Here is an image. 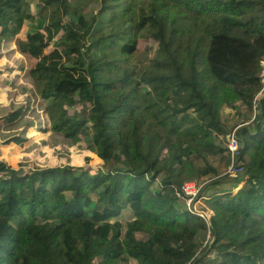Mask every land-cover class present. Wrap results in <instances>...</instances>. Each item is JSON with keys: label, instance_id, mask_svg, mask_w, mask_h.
<instances>
[{"label": "trees", "instance_id": "trees-1", "mask_svg": "<svg viewBox=\"0 0 264 264\" xmlns=\"http://www.w3.org/2000/svg\"><path fill=\"white\" fill-rule=\"evenodd\" d=\"M24 25L18 48L49 131L87 144L102 168L0 163V264H264V0H0V48ZM140 40L158 48L144 68L130 61ZM28 114L0 118V145L23 146ZM234 129L244 183L233 197L199 190L209 226L177 194L221 184L213 163L231 162L220 137Z\"/></svg>", "mask_w": 264, "mask_h": 264}, {"label": "rangeland", "instance_id": "rangeland-1", "mask_svg": "<svg viewBox=\"0 0 264 264\" xmlns=\"http://www.w3.org/2000/svg\"><path fill=\"white\" fill-rule=\"evenodd\" d=\"M99 8V3L94 2L89 6L88 16L94 15ZM32 11V9H31ZM108 15H102L98 18L95 30L103 29L104 26H107ZM27 28L26 25H24ZM24 31L20 36L22 38H15L11 41L5 42L0 48V89L1 87L10 88V90L16 93L20 92L21 97L19 96V103H14L10 107L5 108V104L0 102V116L7 114L9 112L15 111L22 106H27L29 109L28 120L30 121L29 127L22 130L23 133H19V136L22 139H26L23 146H13V145H0V163H4L15 171H29L33 168L44 169V168H54L60 166H71V167H88L91 170H98L102 168V163L96 158L95 154L88 149L87 144L81 142L79 144H73L70 141L63 139L61 136H56L51 133L48 129L47 119L43 112V102L35 94V91L31 85V80L27 75L22 76L24 73V67L27 68L31 64L32 60L25 58V56L19 51L18 42L23 40ZM94 33V32H92ZM91 35L86 37L88 43ZM104 48L102 45L100 48L93 47L91 49H83V59L84 61H89L93 58L99 56ZM158 51L157 43L153 41L140 40L137 44L135 53L130 57V61L133 64H136L139 68H144L149 60L153 59L156 56ZM27 60H23V59ZM11 69L13 71H11ZM13 73V74H12ZM17 77V78H16ZM15 78V80H13ZM10 80V81H9ZM15 94V93H14ZM13 96L9 93L7 95H0V101L4 100L7 103L8 99ZM257 97V96H256ZM260 97V96H259ZM257 97V98H259ZM77 110H80V107H76ZM244 109L237 110L236 113L242 115ZM71 110L70 112H72ZM234 114L233 110L224 109L222 111V120L228 127L237 126L241 120L240 116ZM244 113V120H252L254 118L255 111H252L251 114H248L246 117ZM240 119V120H239ZM234 128V127H233ZM26 129V130H25ZM235 130L229 132L234 133ZM227 136L220 137L221 146L226 147ZM227 149V148H226ZM230 158V157H229ZM231 160V159H230ZM214 166L218 170L219 177L222 178V182L217 184H212L211 181L216 178L203 179L200 181H192L195 183L199 189H205V194L209 193L214 194L217 191H230L231 197L237 194V189L239 185H243L241 181L237 186L234 185V174L231 172V164L226 165L223 160L217 159ZM234 168V167H233ZM238 173V172H237ZM233 187V188H232ZM230 193V192H229ZM203 198H207L202 194ZM185 199V198H184ZM182 204V202H180ZM185 200L182 204L183 210L185 211ZM195 207L202 211L203 208H206L205 202L202 198H197L194 202ZM213 214V213H212ZM131 218L130 213H124L120 219L124 222L129 221ZM138 239H141V236H137Z\"/></svg>", "mask_w": 264, "mask_h": 264}, {"label": "built area", "instance_id": "built-area-1", "mask_svg": "<svg viewBox=\"0 0 264 264\" xmlns=\"http://www.w3.org/2000/svg\"><path fill=\"white\" fill-rule=\"evenodd\" d=\"M259 79L262 84V89L259 94L264 90V56L261 58V68L259 71ZM226 140V148L229 153V157L231 159V172L235 174L242 173V168L235 162L237 155H238V150H239V144L238 141L236 140V137L234 136V133H231L230 135L225 138ZM234 167V168H233ZM238 172V173H237ZM234 174V175H235ZM195 183L193 182H186L182 185L181 191L179 194H177L178 197H186L185 198V206L187 208V211L191 213L192 215H196L206 222L210 220L213 216L212 212L207 210V211H200L198 210L194 202L196 201L197 194L199 193V189Z\"/></svg>", "mask_w": 264, "mask_h": 264}, {"label": "crops", "instance_id": "crops-1", "mask_svg": "<svg viewBox=\"0 0 264 264\" xmlns=\"http://www.w3.org/2000/svg\"><path fill=\"white\" fill-rule=\"evenodd\" d=\"M24 29H25V32H24V35H25V33H26V28L24 27L23 28V30L21 31V33L20 34H22V32L24 31ZM16 38H22L20 35L18 36V37H16ZM15 39V38H14ZM23 39H24V36H23ZM11 40H13V39H10V40H8V41H11ZM8 41H6V42H8ZM5 43V42H4ZM6 44H8V43H6ZM5 44V45H6ZM25 56V55H24ZM25 58H27L26 56H25ZM23 59V60H27V59ZM28 67H29V65L27 66V68H25L24 67V74L22 75V76H24V75H27V77L29 78V75H28ZM2 70L0 69V72H1ZM11 71H13L12 69H11ZM13 74V73H12ZM17 78V77H16ZM30 79V78H29ZM13 80H15V78L13 79ZM10 81V80H9ZM31 85H32V87H33V84H32V81H31ZM34 89V88H33ZM35 91V90H34ZM9 93H11V94H13V96H11L9 99H8V101H7V103H5V101L4 100H1L0 102H3V104H5L6 106H5V108H8V107H10L12 104H14V103H19V99H18V97L20 96H22V95H20V92L19 93H16V92H14L13 93V91L12 90H10V88H7V87H1V89H0V95H7V94H9ZM36 94V93H35ZM6 114H2L1 116H0V118L1 117H3V116H5ZM236 126V125H235ZM235 126H234V128H235ZM24 128H28L27 126L26 127H24ZM23 128V129H24ZM23 129H21V131H20V134L21 133H23L22 132V130ZM25 129V130H26ZM21 136V135H20ZM10 145H13V146H16V145H14V144H10ZM208 195H210L209 193L206 195V196H208Z\"/></svg>", "mask_w": 264, "mask_h": 264}, {"label": "bare ground", "instance_id": "bare-ground-1", "mask_svg": "<svg viewBox=\"0 0 264 264\" xmlns=\"http://www.w3.org/2000/svg\"><path fill=\"white\" fill-rule=\"evenodd\" d=\"M258 77H259V76H258ZM259 93H260V92H259ZM259 93L257 94V97H259V96L261 97V94H259ZM261 93H262V92H261ZM257 97H256V99H257ZM234 136H235V135H234ZM208 225L211 226V224H210V220H208Z\"/></svg>", "mask_w": 264, "mask_h": 264}]
</instances>
